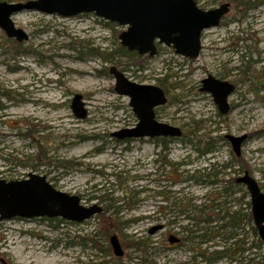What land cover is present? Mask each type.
<instances>
[{
    "label": "rangeland",
    "instance_id": "1",
    "mask_svg": "<svg viewBox=\"0 0 264 264\" xmlns=\"http://www.w3.org/2000/svg\"><path fill=\"white\" fill-rule=\"evenodd\" d=\"M225 2L229 0H201L199 7L209 11ZM236 17L243 18L231 9L219 27L204 32L196 60L162 47L157 56L142 57L136 64L120 57L105 63L93 54L92 50L116 49L125 30L118 26L114 34L106 21L93 14H15L16 28L29 36L23 43L8 38L0 28V180L46 176L58 190L79 196L82 205L103 209L83 224H63L59 229L47 219L15 218L0 223V264H204L193 258L197 250L183 238L186 230L194 229L192 216L217 215L209 209L220 197L223 184L206 186L191 176L214 165L213 172L221 171L220 182H235L248 172L264 192V6L241 23L232 22ZM113 66L137 84L159 86L168 77V104L156 109V118L180 128L182 138L169 139L164 151L158 139L127 142L112 137L138 123L130 99L115 91L116 81L109 73ZM209 75L237 87L229 98L232 110L227 115L220 114L211 94L200 92L201 82ZM76 95L83 97L88 112L84 120L71 108ZM190 131H197V137L214 138L215 152L202 157L193 145L184 143L188 138L197 143V137H187ZM225 135H248L240 158ZM162 156L168 165L156 163ZM241 161L245 168L239 170ZM231 162L233 169H222L221 165ZM240 188L232 198H220L218 204L227 201V208L242 209L246 215L251 213L250 198L245 187ZM105 195L108 199H98ZM106 208L109 211L104 212ZM204 208L208 210L201 214ZM158 226L164 229L151 235L150 230ZM106 231L120 239L123 257L113 254ZM244 234L250 250L244 253L243 264H264V248L251 249L256 238L249 228ZM77 236H95L98 242L95 247L89 242L85 248ZM173 236L181 242L172 245ZM220 243L221 238L214 235L208 245Z\"/></svg>",
    "mask_w": 264,
    "mask_h": 264
},
{
    "label": "water",
    "instance_id": "2",
    "mask_svg": "<svg viewBox=\"0 0 264 264\" xmlns=\"http://www.w3.org/2000/svg\"><path fill=\"white\" fill-rule=\"evenodd\" d=\"M231 10V4L205 11L195 0H30L25 3L0 2V28L8 38L19 43L29 40V36L16 28L12 17L23 11H38L47 15L75 17L93 14L106 22L117 24L125 30L119 35L121 46L138 56L155 57L158 45L173 49L175 54L188 60H196L202 51V36L209 29L220 26ZM115 78V91L130 99V106L138 119L135 128L124 129L112 134L117 140L130 139H178L183 131L158 122L156 109L168 104L164 90L159 86L141 85L130 81L124 73L113 66L109 71ZM201 93L211 94L221 115L230 113V96L236 87L209 75L202 82ZM74 115L84 120L88 117L81 95H76L71 105ZM237 157L248 135L239 137L226 135ZM246 188L250 196L251 212L258 236L264 243V192L258 182L248 172L236 180ZM103 212L102 207H85L79 196L57 190L46 176L30 174L28 179L18 181L0 180V222L20 219H61L83 224ZM164 227L150 230L153 235ZM113 253L123 257L120 239L114 235L109 240ZM172 245L180 243L176 237L170 238Z\"/></svg>",
    "mask_w": 264,
    "mask_h": 264
},
{
    "label": "trees",
    "instance_id": "3",
    "mask_svg": "<svg viewBox=\"0 0 264 264\" xmlns=\"http://www.w3.org/2000/svg\"><path fill=\"white\" fill-rule=\"evenodd\" d=\"M2 1V0H0ZM10 2H21V0H9ZM26 1V0H25ZM197 4L199 5L201 0H195ZM229 2L232 5V9L235 11V13L238 16L241 17H247V15L251 14L252 12L257 11L259 8L264 6V0H229ZM243 18H234L232 22H243ZM106 26L110 27L114 30V34H116V28L118 27L117 24L114 23H105ZM241 40V38H239ZM159 52L161 51L162 47L158 46ZM94 51L93 54L98 55L102 58V60L105 63L108 62H114L118 57L127 59L130 63L136 64L137 61L143 60L142 57H139L136 53L129 52L126 48L122 47L120 44L117 45L116 49H113L111 51L104 50L101 52L100 50H92ZM242 60L244 62L245 54L241 53ZM136 66V65H135ZM143 70V67H141ZM241 69V68H240ZM243 72H248L247 65L242 67ZM103 72L107 73L106 70H103ZM168 77L165 79L160 80V87H162L166 91V87L168 85ZM167 92V91H166ZM1 96V95H0ZM197 131H190L187 132L188 136L197 137ZM28 135V134H27ZM197 143L194 144V139L188 138V140L184 143H189L193 145V148L196 152L199 153V155L206 156L210 155L216 150V144L214 138L207 135H202V137H197ZM160 144H168L171 142V140L168 139H159L157 141ZM38 147L40 148L41 154L47 158L46 152L44 151L41 143H38ZM9 160V159H7ZM234 162H240L235 159ZM20 166H25V164L20 163ZM41 166L35 165L33 166L34 169H38ZM216 165L212 166L211 168H205L201 171H198L196 175L191 176L196 183H202L206 186L211 185L213 187H217L218 184H223V191L220 193L219 196H222L225 200L232 198L237 191L241 190V186L237 185L234 180H227V181H218V177L221 173L219 172H213V170L216 168ZM63 167H66L63 165ZM222 169L224 170H231L234 167V164L226 163L221 165ZM245 168V165H242V161L239 164V170ZM246 170V169H244ZM223 172V171H222ZM214 178V179H213ZM205 180V181H204ZM107 191V190H106ZM99 192H102V189H100ZM108 194V193H106ZM245 194H247L245 192ZM109 195L98 197V199L104 200L108 199ZM169 200V198L167 199ZM227 201L223 202L222 204H215L213 203V207L210 208V211L212 213H217L215 217H205L204 219H201L198 216H192L190 220L194 222L193 224V230H186L187 232L186 237L183 238L184 242L189 243L190 248L196 249V254L194 255V259H200L204 264H215L219 260H227L229 264H243L244 260L243 255L244 253L248 252L250 250V247L247 249V245L249 244L248 238H244L245 235L244 232L246 228H249L253 236L256 238L254 240V243L252 244L251 249H255L260 251L262 248H264V243L260 240L258 237L257 229L253 225L252 216L251 213H247L246 215L243 213V210H237L228 212L227 210H224V207L226 206ZM229 204V203H228ZM248 208H250V204L248 203ZM227 211L224 216H221L222 211ZM109 211L108 208L104 210V212ZM194 211V210H192ZM202 213L204 211H201ZM105 214V213H104ZM104 216V215H103ZM50 223H56L54 225L55 229H59L61 225L63 224H70L67 223L61 219H52L47 220ZM203 224V227L201 228L200 225ZM74 225V224H72ZM108 231V230H107ZM106 231V236L111 237V232ZM214 235H217L218 238H221V243L216 246H209L208 243L211 242ZM96 238L100 236V234L95 235ZM95 236L92 237H82L77 236L76 239H78L80 242L78 244L83 245V247L87 248L89 245V242H91L90 245L95 247L96 243L98 242L97 239H95ZM198 240L199 242L196 243L195 241ZM82 241H88L87 243H83ZM70 244H77V242H73ZM138 246H142L143 244L141 242L136 243ZM195 246H197L195 248ZM203 246L206 247V249L203 251ZM251 261H248L250 264Z\"/></svg>",
    "mask_w": 264,
    "mask_h": 264
},
{
    "label": "bare ground",
    "instance_id": "4",
    "mask_svg": "<svg viewBox=\"0 0 264 264\" xmlns=\"http://www.w3.org/2000/svg\"><path fill=\"white\" fill-rule=\"evenodd\" d=\"M25 68H28V65H26ZM141 85H143V84H141ZM161 88H162V87H161ZM162 89H163V88H162ZM163 90H164V89H163ZM164 92H165V90H164ZM165 93H166V92H165ZM166 96H167V95H166ZM167 98H168V96H167ZM231 110H232V109H231ZM231 110H230V111H231ZM234 154H235V153H234ZM235 156H236V155H235ZM241 156H242V155H241ZM236 158H240V157H237V156H236ZM157 162L162 163L163 166H164V165H168V162H167V160H166V156H162L159 160L156 159V163H157ZM44 167H47V166H44ZM29 175H30V174H29ZM29 175H28V176H29ZM25 179H28V177L25 178ZM25 179H22V180H25ZM54 187H55V186H54ZM55 188H56V187H55ZM56 189H57V188H56ZM57 190H58V189H57ZM59 191H60V190H59ZM245 192L247 193L246 195L249 196V194H248L246 188H245ZM207 198L210 200V195H208ZM220 198H223V197L220 196V197L215 201V204H218ZM249 198H250V196H249ZM227 204H228V203H227ZM249 204H250V201H249ZM83 206H84V205H83ZM92 206H94V205H92ZM92 206H90V207H92ZM237 206H238V205H236V208H237ZM85 207H86V206H85ZM248 207H249V206H248ZM250 208H251V204H250ZM207 210H208L207 208H204L202 211L205 212V211H207ZM224 210H227L228 212H232V208H230V207L227 208V207L225 206V207H224ZM224 210L221 212V216H224L225 213L227 212V211L225 212ZM237 210H242V209H237ZM237 210H236V211H237ZM209 211H210V209H209ZM204 212H203V213H204ZM243 212H244V210H243ZM102 213H103V212H102ZM200 213L202 214V212H200ZM99 215H100V214H99ZM96 216H97V215H96ZM91 219H92V218H91ZM88 221H89V220H88ZM65 222H67V221H65ZM0 223H2V222H0ZM67 223L77 225L76 223H71V222H67ZM200 227L202 228V227H203V224H201Z\"/></svg>",
    "mask_w": 264,
    "mask_h": 264
},
{
    "label": "flooded vegetation",
    "instance_id": "5",
    "mask_svg": "<svg viewBox=\"0 0 264 264\" xmlns=\"http://www.w3.org/2000/svg\"><path fill=\"white\" fill-rule=\"evenodd\" d=\"M225 3H230V2H225ZM230 4H231V3H230ZM221 5H222V4H221ZM221 5H220V6H221ZM231 6H232V5H231ZM231 9H232V8H231ZM223 21H224V20H223ZM223 21H222V22H223ZM222 22H221V23H222ZM233 85H234V84H233ZM234 86H235V85H234ZM235 87H236V86H235ZM236 89H237V87H236ZM235 91H236V90H235ZM233 94H234V93H233ZM230 106H231V105H230ZM225 136H226V135H225ZM247 141H248V140H247ZM247 141H246V142H247ZM129 142H130V141H129ZM168 145H169V144H163V145L160 144V147H161L162 150L165 151V150L167 149ZM244 145H245V144H244ZM231 147H232V146H231ZM242 149H243V148H242ZM232 150H233V149H232ZM240 177H241V176H240ZM237 179H238V178H237ZM237 179H236V180H237ZM236 180H235V182H236ZM236 184H238V183H236ZM238 185H239V184H238ZM240 186H242V185H240ZM243 187H244V186H243ZM124 255H125V253H124Z\"/></svg>",
    "mask_w": 264,
    "mask_h": 264
}]
</instances>
